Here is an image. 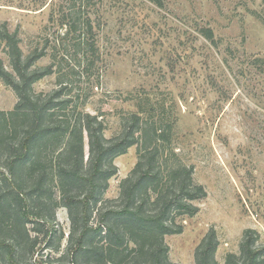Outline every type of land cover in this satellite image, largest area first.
I'll return each mask as SVG.
<instances>
[{
  "label": "rangeland",
  "instance_id": "obj_1",
  "mask_svg": "<svg viewBox=\"0 0 264 264\" xmlns=\"http://www.w3.org/2000/svg\"><path fill=\"white\" fill-rule=\"evenodd\" d=\"M161 3L0 0V28L6 25L11 33H18L26 59L43 48L42 37L53 36L54 28L65 32L57 22L62 8L67 12L75 7L90 14L101 59L88 71L64 76L74 105L91 114H103L109 140L122 135L124 123L135 110L136 104L126 100L129 96L136 102L148 98L173 109L172 147L178 157L172 156L169 164L194 168L195 183L204 187L207 196L194 203L198 209L194 217L179 219L180 234L166 236L169 260L195 264L198 246L215 231L219 241L216 259L225 264L228 253H239L246 230H256L264 244V0ZM51 15L56 22H51ZM207 28L213 31L215 44L203 36ZM0 61L13 73L4 43H0ZM51 63L46 57L31 69ZM57 81L56 75L46 76L33 85L34 92L47 96L57 89ZM17 103L15 91L0 79V111H12ZM138 148L134 146L114 160L115 175L96 208L93 201L90 205V227L99 224L98 211L123 205L120 185L138 163ZM88 159L85 139V163ZM164 160L159 159L158 168L164 167ZM4 163L1 158V178L7 174ZM34 182L27 185L29 192ZM86 197L80 195L71 215L60 205L61 195L53 183L41 197L35 194L28 210L45 218H31L27 224L30 240L20 239L15 261L9 259L7 247H0V264H97L94 259L87 262L86 257L74 255L85 211L79 202ZM6 234L1 233L10 238Z\"/></svg>",
  "mask_w": 264,
  "mask_h": 264
},
{
  "label": "trees",
  "instance_id": "obj_2",
  "mask_svg": "<svg viewBox=\"0 0 264 264\" xmlns=\"http://www.w3.org/2000/svg\"><path fill=\"white\" fill-rule=\"evenodd\" d=\"M150 1L162 4L161 0ZM60 14L58 21L54 15L50 20L57 21L65 32L54 28L53 36L42 37L43 48L35 49L26 59L18 33H11L6 25L0 28V43L7 47L13 68V73L7 71L0 61V79L18 96L12 111H0V159L4 158L7 172L0 177V184L4 183L0 189V247H7L9 259L15 261L20 239L24 237L25 243L30 240L27 224L31 218H45L31 215L28 207L35 194L41 197L53 183L61 195L60 205L71 215L80 195L87 196L79 202L85 211L75 256H84L87 262L94 259L97 264H174L169 260L165 238L182 232L179 219L194 217L198 212L194 203L207 194L195 183L194 168L169 164L172 156L178 157L172 147L176 125L170 120L173 109L148 98L140 97L136 102L129 96L126 100L136 105L122 135L106 139L104 115L74 105L70 86L63 81L67 74L88 71L100 61L94 21L88 12L82 14L75 7L67 12L62 8ZM202 32L209 42L216 43L211 29ZM46 57H50L51 65L31 69ZM53 75L58 79L57 89L47 96L36 94L33 85ZM85 139L89 145L87 163ZM134 146H139L138 163L120 185L123 205L116 210L103 207L98 211L99 224L90 227V205L93 201L96 208L107 182L115 175L114 160ZM160 158H165L161 164L164 167L158 168ZM33 180L36 182L29 192L27 185ZM45 202L41 203L43 207ZM2 231L10 238H3ZM218 246L216 232L210 231L195 252V264H219ZM225 264H264L259 233L246 230L239 253H228Z\"/></svg>",
  "mask_w": 264,
  "mask_h": 264
}]
</instances>
